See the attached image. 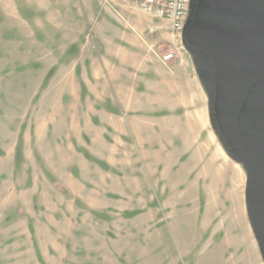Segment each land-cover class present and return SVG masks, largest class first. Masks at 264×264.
Segmentation results:
<instances>
[{"label":"rangeland","instance_id":"1","mask_svg":"<svg viewBox=\"0 0 264 264\" xmlns=\"http://www.w3.org/2000/svg\"><path fill=\"white\" fill-rule=\"evenodd\" d=\"M135 3L0 0V264H264V0H199L188 35L216 61L217 120L239 154L241 139L253 151L246 165L225 154L212 127L201 53L190 59L206 88L201 145L217 173L199 187L201 171L188 178L195 164L161 173L138 139L111 165L70 149L68 117L98 110L76 92L95 103L112 84L96 74L121 66L98 36L142 20Z\"/></svg>","mask_w":264,"mask_h":264},{"label":"crops","instance_id":"2","mask_svg":"<svg viewBox=\"0 0 264 264\" xmlns=\"http://www.w3.org/2000/svg\"><path fill=\"white\" fill-rule=\"evenodd\" d=\"M155 26L160 29L151 34L149 30ZM98 39L104 43V49L112 48V57L114 52L118 53L121 66L112 72L96 74L111 79L112 84L96 90L95 103L92 99L83 101L82 87L79 94L76 92L80 100L75 101L87 107L95 105L98 110L95 117L90 115L86 120L83 115L73 122L68 117L64 131L70 149L77 143L87 153L100 156V160L111 165L125 154L124 145L131 146V139H138L139 146L142 141L146 161L152 167L159 166L161 173L174 171L178 163L182 170H189L195 164L188 178L193 172L201 171L202 175L193 183L198 187L203 177H209V172L217 173L214 159L210 152H202L201 145L209 122L206 88L191 66V53L183 47L178 52L180 44L169 24L144 14L142 20L129 18L113 35L103 34ZM168 51L175 52L177 58L164 64L161 57ZM68 70V74L73 73V69ZM104 79H100L102 86ZM82 81L86 90L92 92L89 88L92 82L83 77ZM86 139H95V145L89 146ZM220 175L218 171L217 177ZM166 178L169 181V176Z\"/></svg>","mask_w":264,"mask_h":264},{"label":"water","instance_id":"3","mask_svg":"<svg viewBox=\"0 0 264 264\" xmlns=\"http://www.w3.org/2000/svg\"><path fill=\"white\" fill-rule=\"evenodd\" d=\"M198 4H199V0H192L188 19H187V22H186V25H185V28L183 31V35H182V44H183V47L186 51H188L190 53H201L204 56H206V58L208 59L210 67H211V72H212V84H211V89L209 92V112H210L212 127H213L215 134L217 135V137L221 143V146H222L224 152L226 153V155L232 161L236 162L237 164L246 165V163L248 162L250 155L253 153V151L249 150L245 141L243 139H241L243 142V145H244V149L246 151V155L244 157H240L239 155L243 154L242 149H240L242 153L240 152L241 154H239V152L236 149L234 150L232 148V146L228 144L226 138L224 137V135L220 129V126H219V123L217 120L216 91H217V83H218V74H217V68H216V61H215L213 55L207 49L195 47V46L191 45L188 41L189 30H190V28L194 22L196 12H197V8H198ZM248 95L249 94H247V96L244 100V103L242 104V107L238 113V117H237V121H236V126L238 127V130H239V125H240L239 124L240 118H241L243 110L246 106ZM241 138H242V136H241ZM240 145H241V142H240Z\"/></svg>","mask_w":264,"mask_h":264},{"label":"built area","instance_id":"4","mask_svg":"<svg viewBox=\"0 0 264 264\" xmlns=\"http://www.w3.org/2000/svg\"><path fill=\"white\" fill-rule=\"evenodd\" d=\"M139 10L159 22H167L171 31L179 41L180 52L182 49V35L188 19L192 0H135ZM159 27L150 28L149 32L154 34ZM177 52V51H176ZM177 58L175 52L161 57L164 64H168Z\"/></svg>","mask_w":264,"mask_h":264},{"label":"flooded vegetation","instance_id":"5","mask_svg":"<svg viewBox=\"0 0 264 264\" xmlns=\"http://www.w3.org/2000/svg\"><path fill=\"white\" fill-rule=\"evenodd\" d=\"M240 142H241V145H242V146H241V145H239V146L237 145V147H238V148H241V149L243 148V154H242V155H239V156H240V157H244V156L246 155V151H245V149H244V145H243L242 140H241ZM232 148L235 150L234 147H232ZM249 150H250V149H249ZM251 155H252V154H251ZM251 155H250V157H251Z\"/></svg>","mask_w":264,"mask_h":264}]
</instances>
